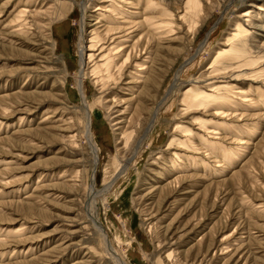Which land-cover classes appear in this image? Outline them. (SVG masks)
Segmentation results:
<instances>
[{"label":"rangeland","instance_id":"obj_1","mask_svg":"<svg viewBox=\"0 0 264 264\" xmlns=\"http://www.w3.org/2000/svg\"><path fill=\"white\" fill-rule=\"evenodd\" d=\"M24 1L0 0V99L14 103L28 100L33 104L48 97V106L61 111L58 115L73 118L77 130L83 133L87 120L82 110L84 92L92 107L89 135L99 150L95 178L97 188L102 189L122 162L114 126L119 115L114 112L121 107L108 113L103 107L107 100L103 102L101 98L110 100L109 93L100 91L89 77L81 90L74 79L80 61L81 4L86 2L85 22L90 32L95 23L94 5L101 0H49L53 5L60 1L70 7V13L63 20L69 21L54 31V42L47 44L43 39L34 42L21 37L13 39L18 40L16 46L10 45L12 34L8 27L23 9ZM253 2L264 10L262 0H203V11L196 13L195 21L205 17L204 23L198 25V35L193 42L187 27L185 30L177 27L171 41L151 45L148 67L154 71L155 81L144 83L139 92L142 116L160 106L156 122L130 170L104 202L98 200V217L113 247L128 264H162L167 251H174L172 262L178 264H225L222 248H238L237 244L242 249L235 262L264 264V105L258 102V106L250 110L241 106L236 114L238 119L225 120L216 117L211 109L194 111L195 99L185 100L184 96L188 89L207 91L211 83L221 82L215 66L225 60L219 56L228 49L222 43L223 38L243 12L251 10ZM184 3L170 4L171 12L181 14ZM146 6L147 0H140V22L145 18ZM131 10L134 12L136 8ZM71 14L73 16L69 17ZM142 34L144 31L140 32V37ZM11 70L16 73L11 75ZM175 80L177 85L165 99ZM235 83L245 91L251 84L242 77ZM136 95L135 92L134 97ZM250 95L255 101L259 100L256 94ZM140 100H135V104ZM183 101L187 107L182 106ZM185 108L188 113L182 115ZM46 109L43 105L34 114H14L1 121L16 124L20 118H25L28 124L8 131L0 127V152H6L0 157V181H13L11 186L0 184V187L5 192L10 188L21 190L14 196L0 195V223H6L0 224V229L21 226L27 229L21 236L0 234V264H111L99 237L87 223L86 200L93 175L89 143L85 138H80L79 148L59 140L54 143L51 135L55 138L59 130L49 128L44 122L51 116ZM11 110L16 111V106ZM202 122L209 125L210 130L203 129ZM221 122L226 124L224 128L220 127ZM178 123L192 129L198 150L186 151L183 144L171 150L167 148L172 138L180 137L174 133ZM197 135L209 138L213 144L221 143L226 151L235 149V155L225 161L223 153L217 151L218 155H214L208 151ZM175 152L202 159L208 167H219V170L202 169L203 178L185 182L174 191L167 204L159 207L158 194L149 195L146 189L164 181L159 173L165 166L158 165L157 159L169 164ZM187 162L184 161L185 165ZM76 169L82 171L78 193L62 183L68 178H59L63 172L72 173ZM39 180L41 183L37 184ZM169 182L160 185L166 186ZM52 185H55L52 194L63 199L47 198L29 212V197L38 195L39 187L52 188ZM137 193L149 196L136 205L133 201L139 196ZM255 204H261L263 209H255ZM212 230L219 233L215 237L219 248L207 252L208 248L200 245L201 238L206 234L211 237ZM232 234L233 238L229 239ZM226 237L227 242L221 243ZM159 242L163 245L161 249L157 247ZM205 244L210 245L207 241ZM27 249L30 250L28 255Z\"/></svg>","mask_w":264,"mask_h":264},{"label":"bare ground","instance_id":"obj_2","mask_svg":"<svg viewBox=\"0 0 264 264\" xmlns=\"http://www.w3.org/2000/svg\"><path fill=\"white\" fill-rule=\"evenodd\" d=\"M181 1H183V3L186 1L181 14H174L171 12L170 4H177V2L180 3ZM234 1L235 0H231V2ZM24 2L25 5L23 9H20L21 11L18 12L14 21L10 22L9 27L7 26L10 29V34H12L9 39L10 42L8 41L9 44L16 46L18 40L14 41L13 39L21 37L28 40L32 39L34 42L44 40L47 44L53 43L54 31L59 26L69 21L63 20L70 13V7L64 6L60 1L54 5L49 0H42V2H40V0H25ZM262 2L264 4V0H262ZM207 3L210 4L209 2ZM255 3L256 2L250 4V6H252L251 10L243 12L241 19L233 24V29L231 28L223 38L222 43L228 49L224 48L225 50L221 51L219 56H223L225 60L221 65L215 66L216 70L214 69L218 79H222L221 82L211 83L206 87L207 91L199 88H191L185 91V100L195 99L194 111H208L211 109L214 111V115L220 119H238V115L236 114L241 109V106L250 110L258 106V102L264 105V10ZM163 4L166 7H162ZM94 7L95 23L92 25V30L88 32L87 28H90V26L85 22L86 2L81 4L82 20L78 43L80 61L78 73L75 75L74 79L77 87L81 90L82 85L89 77L93 85L100 91L104 93L108 92L110 100L101 98L103 102L107 100L103 103V107L108 113L121 107V109L114 112V115L119 114L116 119L117 122L114 120V122H116L114 126L116 127V139L122 162L112 174L110 180L104 184L102 189L97 188L95 171L99 150L89 135L91 126L89 119L92 117V115H90L92 107L88 103L84 92L81 97L82 110L87 120L83 133L77 130L73 118L70 117L67 119L64 114L58 115L61 111L48 106V100L50 99L48 97L44 98L46 100H39L38 103L33 104L28 100L15 101L14 103L4 98L0 99V127L4 126L8 131L10 128L24 126L28 124L25 118H20L19 122L16 124L4 123L1 121L9 119L8 117L14 114H34L39 108L45 105L47 106L45 110L46 113L51 116L47 117L44 122L47 123L49 128L53 130L56 129V131L59 130V134L55 136V138L51 135L52 139H54V143L59 140L73 148H79L81 146L80 138H85L90 146L91 169L93 170L92 183L86 200L85 210L88 219L87 223L94 229L96 236L99 237L104 252L109 259V263L128 264L113 247L108 233L98 217V200L102 199L104 202L105 197L113 190L114 186L124 174L130 170L132 162L140 154L145 139L156 122L160 106L156 107L155 110L149 111L148 115L142 116V100H140L139 92L144 83L147 81L154 83L155 81V73L154 71H150L151 67H148L152 55L151 45L154 42L171 41L177 27L182 29L187 27V33L192 37L191 42H193L198 35V25L204 23L205 17L203 19L199 18L198 22L195 21L196 13L199 15V13L203 11V0H147L143 22H140V0H101L96 3ZM134 8H136V11L133 12L131 9ZM72 16L73 14L69 17ZM207 16L208 15H206V17ZM143 31L144 34L140 37V32ZM50 55H53L51 50ZM15 73L16 72L13 70L10 72L11 75ZM1 74L3 75V73ZM241 77L251 82L248 91L243 90L235 83L238 82ZM176 85L177 81L175 80L174 84L171 86V90L169 89V94L165 96V99L170 95V92ZM135 92L137 95L134 97ZM130 93L132 94L130 95ZM250 94H256L259 100L255 101V99L251 98ZM137 99H139L140 102L135 104L134 101ZM162 102L163 101L160 102V105ZM186 104L187 103L183 101L182 106L187 107ZM15 106L16 111L13 112L11 109ZM187 110L188 108H185V110L181 111L182 115H186L188 113ZM240 117H242V114ZM224 124V122H221L220 127L224 128ZM201 127L206 131L210 130L209 125L206 123L202 122ZM1 132L2 129H0V134ZM174 133L180 135V137L177 136L171 139L167 144L169 150L180 147L182 144L184 145L183 147L186 148V151L192 152L191 150H198V145L193 141L194 134L191 128L178 123L175 126ZM208 134L212 135L213 132H209ZM197 136L201 144L205 145L208 151H211L214 155H218L217 151L223 153L225 161H229V158L235 155V149L226 151L223 149L221 143H214V145L213 141L209 138L202 139L203 136ZM4 153H6L4 150L1 151L0 157ZM127 155H131V157L128 158ZM172 155L173 157H171L169 164L161 163V158L157 159L158 165L162 164L165 166L163 171L159 173V178L164 181H160L146 189L148 192L150 191L149 195L153 193L158 194L156 204L159 205V207L167 204L174 194V191L178 190L185 182L203 178L201 171L202 169L206 170L208 167L204 160L188 156V154L179 155L175 152ZM185 160L188 161L186 165L184 163ZM4 162L5 160H2V163ZM217 163L220 164V162ZM52 165H55L54 162ZM208 168L214 169L215 171L219 170V167ZM1 172L2 171H0V176ZM198 172L201 174H198ZM43 177L42 175L41 178ZM62 177L68 178V180L62 183H66L67 186L69 185L68 187L71 191H77L78 193V189H80L82 185V171L76 169L72 173L63 172L59 178ZM3 180L0 181V184L3 186H11L13 184V181H6V183H4ZM166 181L171 182L167 183L166 186L160 185V183ZM40 183L41 181L39 180L37 184ZM157 185L160 187H156ZM54 187L55 185H52V188L48 186L39 187V194H34L29 197V212L35 210V205H42L40 204L41 201L47 200V198H53L51 201L62 200L63 198L55 196L56 194H52L51 191L54 190ZM26 190L27 187H25L24 191ZM20 193V189L10 188L9 191L5 192L3 188L0 187V195L5 194L6 196H14ZM137 194H139V196H137V198L134 197L133 201L136 205L140 204L144 200V197L149 196L144 194L140 195V193ZM32 199H36V202ZM254 207L258 210L263 209L261 204L260 206L259 204H255ZM0 224L6 223L1 222ZM26 230L27 229L23 226L6 230L2 228L0 229V234L6 233L8 236H21L26 233ZM212 232L211 237L206 234L201 238L200 245L203 248L207 247V252L219 248V246H216L215 238L216 236L218 237L219 233L215 230H212ZM233 236L234 234L229 236V239L231 237L233 238ZM227 239L228 237L224 238L221 243L227 242ZM239 240H241V243L243 239L241 238ZM205 241L210 245L207 246ZM128 245H130V243H128ZM162 246L161 242L157 244V247L160 249ZM237 247L238 248H234V246H225V248H222L221 251L222 255L225 256L223 257L225 264H239L240 260L235 262V258L241 252L242 246L237 244ZM25 252H27L26 255H28L30 250L27 249ZM173 252L174 251H167L165 258L168 263L161 260L162 264H178L177 262H172ZM4 258L5 256L2 255L1 259Z\"/></svg>","mask_w":264,"mask_h":264}]
</instances>
